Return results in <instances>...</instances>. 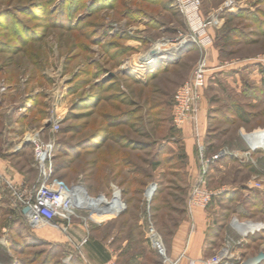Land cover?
Wrapping results in <instances>:
<instances>
[{"label":"rangeland","instance_id":"374dc122","mask_svg":"<svg viewBox=\"0 0 264 264\" xmlns=\"http://www.w3.org/2000/svg\"><path fill=\"white\" fill-rule=\"evenodd\" d=\"M223 1L201 0L203 16ZM237 2L211 33L217 57L209 64L205 55L213 67L202 95L208 153L242 150L241 133L264 127V0ZM226 30L228 37L216 41ZM188 31L176 0H0V155L33 178L24 136L39 132L55 141L59 179L90 194L120 185L141 214L142 193L156 182L153 214L184 211L197 161L193 146L190 157L185 150L190 129L173 126L170 103L205 53L181 42ZM166 42L173 46L153 50ZM146 57H153L148 64ZM237 109L248 123L237 119ZM56 117L59 128L51 133ZM207 187L208 255L228 243L237 262L264 253V155L247 162L223 157L211 166ZM9 214L0 215V264H79L71 248L29 237ZM247 222L263 228L237 243L236 229Z\"/></svg>","mask_w":264,"mask_h":264},{"label":"built area","instance_id":"2783aa9c","mask_svg":"<svg viewBox=\"0 0 264 264\" xmlns=\"http://www.w3.org/2000/svg\"><path fill=\"white\" fill-rule=\"evenodd\" d=\"M237 6V0H224L217 9L203 16L201 0H176V7L189 25V31L181 36V42L186 39L187 42L198 44L204 50L205 46L211 43V33L223 26V14L233 12ZM212 70L213 67L208 64L205 53H203L197 60L190 77L177 87L172 95L170 112L172 124L178 129H182L185 125L190 127L197 161V172L185 201V211L190 222L186 245L195 230L194 211L197 208L204 209L213 196V192L207 187L211 166L223 157L232 156L240 162H247L255 153L264 155V127L241 133L244 141L242 150L221 148L214 153H206L200 103L203 89L206 87ZM59 121V117H56L50 122L49 131L51 133L58 130ZM24 139L32 147L36 178L33 182L24 184L0 174V187L6 192L12 208H19L21 213L23 208H28V211L22 214L31 230L51 227L67 235L72 223L75 220L79 221L85 235L77 242L70 240V243L80 255V248L87 241L90 226L102 225L111 221L126 209L121 191L119 187L113 185L108 193L90 194L81 184L67 183L59 179L54 174V139H45L39 132L28 133ZM156 190V182H150L142 193L145 209L141 216L146 223L144 225L145 235L150 246L158 251L161 264H176L177 260L167 255L161 236L152 223L150 201ZM246 224L255 226L249 235L263 228L262 225L252 222ZM236 231L241 236L237 243L249 236L242 234L238 229ZM236 260L234 253L230 250V243H228L215 254L200 258L198 264H246V262ZM102 264H117V262L110 259ZM189 264H194V262L191 261Z\"/></svg>","mask_w":264,"mask_h":264},{"label":"crops","instance_id":"0c3cea01","mask_svg":"<svg viewBox=\"0 0 264 264\" xmlns=\"http://www.w3.org/2000/svg\"><path fill=\"white\" fill-rule=\"evenodd\" d=\"M210 44L206 45L204 49L209 64L210 60L212 61L213 58L217 57V50L213 44ZM204 111L203 101L201 100V121L204 120L202 118ZM13 123L17 124L16 121ZM184 127L190 129L188 125ZM192 146L194 147V142L191 137L185 144V150L189 157L192 155ZM13 165L12 160L0 155V174L11 178L17 183L28 184L35 180V175L33 178H28L21 171L15 169ZM6 197L0 191V215L2 216L11 213L12 210L10 203L6 201ZM9 215L12 216V219H16L14 214ZM193 215L195 230L186 245L190 222L185 210L182 212L176 210L158 211L154 214L155 228L161 236L165 251L169 257L177 260L176 264H189L191 261L198 264L200 258L209 256L207 252L209 250L207 246L208 224L205 211L197 208ZM17 225L18 222H14V226ZM50 229L52 228L42 227L31 231L39 239L61 243L71 248L80 264H102L110 259L115 260L117 264H161L158 251L151 247L147 240L141 214L134 213L131 208L102 225H91L87 241L80 248V255L74 250L73 244L70 243V240L77 242L85 235L84 229L78 221L72 223L71 230L67 235L56 229H54L55 231ZM3 230L4 228H2ZM9 230L14 234L16 229L12 227Z\"/></svg>","mask_w":264,"mask_h":264},{"label":"trees","instance_id":"16d2710c","mask_svg":"<svg viewBox=\"0 0 264 264\" xmlns=\"http://www.w3.org/2000/svg\"><path fill=\"white\" fill-rule=\"evenodd\" d=\"M228 31L226 30L224 33H219L218 34V36H217V39H216V41H219L220 39H226L227 37H228V34L229 33H227ZM214 47L216 48V49H218L219 50V45H218V43L216 44V43H214ZM171 103H172V99H171ZM171 103H170V112H171ZM234 111V114L236 115V117H237V119H239L240 121H242L243 123H248L249 121H250V119L248 118V115L246 114V113H244V112H240V110H233ZM170 119H171V115H170ZM205 151H206V153H208V151H207V148L205 147ZM55 170V169H54ZM117 187H119V189H120V191H121V195H122V197H123V199H124V201H125V203H126V209L122 212V213H124V212H126L128 209H130V203H129V200L127 199V197H126V194H125V192H124V190H123V188L120 186V185H118ZM156 192H157V190H156ZM156 192L154 193V195H153V197L155 196V194H156ZM152 197V198H153ZM153 200H154V198H153ZM185 210V209H184ZM11 212V214H14L15 216H16V219H12L13 220V222H18V224H24V227H25V233L24 234H27L29 237H31V238H34V239H38L36 236H34L33 234H32V231H31V229L29 228V226L27 225V223H26V221H25V217L23 216V214L21 213V210L19 209V208H12V210L10 211ZM121 213V214H122ZM134 213H137V212H134ZM140 214H141V212H140ZM150 214H151V219H152V216L154 217V214H153V207L150 205ZM135 215V214H134ZM142 215V214H141ZM15 234H16V236H19L21 233H19V231H15ZM39 240V239H38ZM41 240H43V239H41ZM44 241H46V240H44ZM47 242H49V241H47ZM53 243V242H52ZM55 243H57V242H55ZM59 246H63V248H66V245H64V244H61V243H57ZM77 258V257H76ZM78 259V258H77ZM262 261V260H261ZM260 261V262H261ZM259 262V263H260ZM78 263L80 264V261L78 260Z\"/></svg>","mask_w":264,"mask_h":264},{"label":"bare ground","instance_id":"6f19581e","mask_svg":"<svg viewBox=\"0 0 264 264\" xmlns=\"http://www.w3.org/2000/svg\"><path fill=\"white\" fill-rule=\"evenodd\" d=\"M171 46H173V44L172 43H168V42H166V43H163V44H158V45H156V46H154V48H153V50L154 51H157V52H159V51H163V50H166L167 49V47H171ZM166 57H168V56H166ZM151 58H153V57H146V58H144L143 59V63L144 64H148L151 60ZM139 60V58H135V61H138ZM136 63H138V62H136ZM141 64L140 63H138L137 64V66H140ZM255 226L254 225H251V224H247V225H244V226H242V225H238V227H237V229L242 233V234H246V235H249L250 233H251V230H252V228H254ZM255 232V231H254Z\"/></svg>","mask_w":264,"mask_h":264},{"label":"water","instance_id":"95a60500","mask_svg":"<svg viewBox=\"0 0 264 264\" xmlns=\"http://www.w3.org/2000/svg\"><path fill=\"white\" fill-rule=\"evenodd\" d=\"M27 211H28L27 207L22 209V213H26ZM263 259H264V253H259L256 256L248 258L246 260V264H258Z\"/></svg>","mask_w":264,"mask_h":264}]
</instances>
